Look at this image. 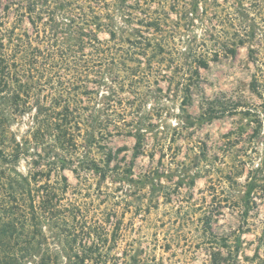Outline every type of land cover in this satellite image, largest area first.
I'll list each match as a JSON object with an SVG mask.
<instances>
[{"label":"rangeland","instance_id":"1","mask_svg":"<svg viewBox=\"0 0 264 264\" xmlns=\"http://www.w3.org/2000/svg\"><path fill=\"white\" fill-rule=\"evenodd\" d=\"M107 1L101 20L116 37L108 42L101 29L97 38L121 59L90 77L99 85L89 84L94 93L84 98L72 145L54 147L47 136L35 145L36 111L12 114L0 98L6 129L27 142V158L7 167L27 174L37 154L66 160L68 197L88 194L86 228L112 211L107 264H264V0L253 8L248 0H196L188 15L181 7L190 0ZM58 6L46 27L77 57L78 33L64 19L70 11ZM147 6L168 15L159 35L140 31ZM14 9L10 25L18 23ZM236 31L254 36L215 60ZM93 165L99 171L86 170ZM27 264H70L55 231L42 228Z\"/></svg>","mask_w":264,"mask_h":264},{"label":"trees","instance_id":"2","mask_svg":"<svg viewBox=\"0 0 264 264\" xmlns=\"http://www.w3.org/2000/svg\"><path fill=\"white\" fill-rule=\"evenodd\" d=\"M137 1V6L141 7L154 0ZM190 1L191 4L184 2L186 5L181 7L187 15L190 12L186 7L197 3ZM248 1H252V8L262 3ZM9 3L0 0V98L12 114L36 111L32 137L35 145L43 143L40 138L47 136L55 143L54 147H69L73 143L74 129L79 130L84 115V98L94 93L89 84L99 85L90 77H98L104 65L117 59L114 47L100 41L96 33L105 30L110 35L108 42L115 40V32L101 20L102 13L109 12L110 3L107 0H12ZM58 4L59 10L70 11V19H64L74 34L78 33L73 44L80 51L77 57H72L68 49L58 44L57 36H51L46 27L48 22L54 24V9ZM14 6L18 23L10 25L9 14ZM142 12L143 17L138 22L140 31L159 35L163 27H167L166 12H158L150 6ZM23 23L31 32L26 29L17 32ZM253 36V31L244 34L236 31L231 38L227 36L226 42L219 43L214 59H218L219 54L235 55L237 48ZM206 65L202 59L197 62L198 68ZM62 70H73L76 76L66 79ZM250 87L253 92L257 91L255 82ZM4 124L0 117V264H27L40 246L44 227L58 234L59 244L70 264H107L112 251V246H107L112 211L103 212V218L95 219L86 228V204L82 200L88 194L78 190L68 197L69 184L64 172L69 164L64 159L50 162L46 156L37 154L27 174L8 168L7 165L14 166L21 157L27 158L26 152L21 151L27 142L16 141ZM98 169L95 165L86 168ZM71 171L79 176L77 169Z\"/></svg>","mask_w":264,"mask_h":264}]
</instances>
